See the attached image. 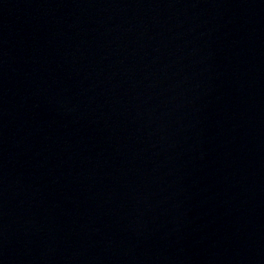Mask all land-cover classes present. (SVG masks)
<instances>
[{"label": "water", "instance_id": "obj_1", "mask_svg": "<svg viewBox=\"0 0 264 264\" xmlns=\"http://www.w3.org/2000/svg\"><path fill=\"white\" fill-rule=\"evenodd\" d=\"M0 264H264V0H0Z\"/></svg>", "mask_w": 264, "mask_h": 264}]
</instances>
